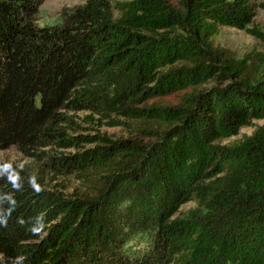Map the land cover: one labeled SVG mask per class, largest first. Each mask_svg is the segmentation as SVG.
<instances>
[{
	"label": "trees",
	"instance_id": "16d2710c",
	"mask_svg": "<svg viewBox=\"0 0 264 264\" xmlns=\"http://www.w3.org/2000/svg\"><path fill=\"white\" fill-rule=\"evenodd\" d=\"M44 2L0 0V152L68 171L78 186L52 194L4 171L0 264H264V125L216 144L264 119V52L240 58L214 43L230 27L264 44L249 28L264 4L133 0L115 18L109 1L87 0L41 27ZM84 110L116 113L125 136L52 156L94 143L65 133L69 113ZM123 211L125 230L150 237L139 256L124 251Z\"/></svg>",
	"mask_w": 264,
	"mask_h": 264
},
{
	"label": "rangeland",
	"instance_id": "374dc122",
	"mask_svg": "<svg viewBox=\"0 0 264 264\" xmlns=\"http://www.w3.org/2000/svg\"><path fill=\"white\" fill-rule=\"evenodd\" d=\"M113 6V14L115 18H119L121 13L116 10V5L119 3H128L133 0H107ZM174 2V0H172ZM87 0H45L40 7L37 16V23L39 26H56L62 23V12L65 9H72L76 6L83 5ZM264 4V0H260ZM251 29H258L264 31V10L259 9L254 23L249 27ZM216 46L223 47L234 51L238 57L243 58L246 54L253 50L264 52V44L251 34L237 30L230 27H221L220 33L214 38ZM71 118L69 124L66 125V135L69 138H93L91 142L84 143V141H73V144L68 149H51L52 156L60 157L62 155L68 156L80 152L82 149L94 147L98 143V137H106L115 139L121 135L125 136L124 126H114L113 120L118 121L116 113L99 112L98 110H84L81 112L69 113ZM264 125L263 120L252 122L249 126L241 129L239 135L229 139H222L216 141L220 146H232L239 144L246 137L251 136L258 127ZM24 171L29 175V183L34 189L36 185L39 190H44L52 194L67 196L73 192L78 186L74 174L68 171H63L59 168H54L46 164H39L33 162L30 158L20 153L17 149H10L0 152V176L4 171ZM125 206V196L118 200L117 207ZM129 206H133L130 202ZM198 207L196 201H191L180 207L178 213L174 218H183L189 211ZM118 208L116 211L118 212ZM133 209L130 210V212ZM120 218H116V225L119 227L121 234L126 239H129L124 251L130 256H139L146 252L149 248L150 237L145 234L135 236L130 233V230H125V211L122 212ZM126 236V237H125Z\"/></svg>",
	"mask_w": 264,
	"mask_h": 264
},
{
	"label": "clouds",
	"instance_id": "9594fccd",
	"mask_svg": "<svg viewBox=\"0 0 264 264\" xmlns=\"http://www.w3.org/2000/svg\"><path fill=\"white\" fill-rule=\"evenodd\" d=\"M17 179H18V177H17ZM36 188H37V190H39L38 185H36ZM9 215H10V212H9ZM0 224H4L5 226L7 224V220L3 219L2 216H0ZM44 227H45V224L40 223L39 218H38L37 224L33 225V227H32V231H33V233L38 234L39 232H41L43 230ZM23 259H24V257H16L15 260L13 261V264H22Z\"/></svg>",
	"mask_w": 264,
	"mask_h": 264
}]
</instances>
